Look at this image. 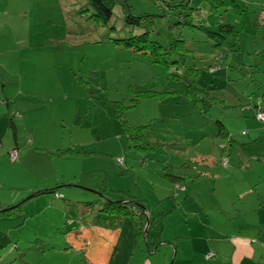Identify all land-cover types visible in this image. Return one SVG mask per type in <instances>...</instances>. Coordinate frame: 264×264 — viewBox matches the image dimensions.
I'll return each instance as SVG.
<instances>
[{
    "label": "rangeland",
    "instance_id": "rangeland-1",
    "mask_svg": "<svg viewBox=\"0 0 264 264\" xmlns=\"http://www.w3.org/2000/svg\"><path fill=\"white\" fill-rule=\"evenodd\" d=\"M112 1L104 25L83 12L86 0H0V206L23 202L20 214L0 216V232L13 242L0 264H97L99 250L109 260L111 232L101 229L84 232L87 261L64 248L63 228L80 226L83 206L51 195L23 201L62 180L86 200L96 195L84 189L111 196L119 188L141 194L148 214L166 212L159 249L137 241L128 264H264V160L225 154L217 126L240 143L264 132L256 119L264 112V0ZM124 6L152 16L151 41L166 48L183 40L189 53L165 68L116 43L139 34L125 26ZM187 67L201 71L194 88L206 91L196 106L185 96ZM144 90L170 94L142 100ZM147 123L164 146L135 151L124 126ZM24 149L21 164L12 154ZM59 150L83 159L50 154ZM201 156L208 163L193 173L185 163ZM170 166L185 177L181 186L164 178ZM199 172L208 174L189 177Z\"/></svg>",
    "mask_w": 264,
    "mask_h": 264
},
{
    "label": "trees",
    "instance_id": "trees-1",
    "mask_svg": "<svg viewBox=\"0 0 264 264\" xmlns=\"http://www.w3.org/2000/svg\"><path fill=\"white\" fill-rule=\"evenodd\" d=\"M235 3L236 2L233 0H228L227 2L217 0V4L221 6L225 4L236 6ZM113 7L114 3L112 0H86V3L83 7V12L92 11L94 13L92 17L95 18V20L99 23L106 25L112 19ZM123 10L125 26H127L128 28H137V31L139 32V34L131 35L130 37L118 39L115 41L125 49L131 50L132 52L136 53V55L146 56L153 64L161 65L165 68H168L169 65L177 63L178 61L176 59L180 57L183 58L187 53H189V50L187 49L183 40L176 39L171 45L166 48L162 47L158 42L151 41L148 35L151 27L154 26L152 16H135L129 6H124ZM189 15L191 16V14ZM184 20L181 23L186 24ZM201 29L204 28L201 27ZM220 29L221 31L229 34L233 32L232 27L228 25H221ZM217 46H220V44H218ZM186 70L187 76L190 78V80L186 88L185 96L189 98L190 102L192 103L191 105L196 106V104H198V99H201V92L206 94V91H201L197 88H194L201 71L195 67H187ZM212 70L215 71V69L209 68V71ZM167 94L170 93L144 90L139 93V97L142 100L150 98H158L160 100L164 99L161 96ZM133 103H138V101L136 100ZM259 113L263 112H258L256 114V119ZM260 123H264V121H260ZM10 125H12V123H10ZM217 126L218 137H220V139L225 143V145L221 147L222 151L225 154L232 155L233 153L240 152L238 153L239 155L241 154L249 160H264V132H260L256 138L251 139L248 142L240 143L235 141L231 137L227 129L220 122H217ZM150 127L151 126L149 123L142 126H124L125 132L127 134V140L131 144L130 148H133L135 151L142 152L147 148L153 149L154 147L164 146L161 140H151V138L148 136ZM50 154L53 156L65 158L73 156L74 152L72 150H59ZM79 155L80 157L83 156V152H77L74 156L79 157ZM123 163L124 162L119 165L121 166L123 165ZM199 163H202V161L200 160L198 162L194 160H188L185 164L186 167L188 166L193 171V173H195L200 166ZM200 176L201 174L199 173L189 175L191 179L198 178ZM164 178L174 186H178V184H181L185 180V177L183 175L173 173L171 171V166L166 168ZM73 187L75 188L76 186ZM60 188L62 187L59 186L55 188L36 190L35 192L31 193L26 200L23 201L28 202L29 200H32L39 196L51 195L53 198H56V200H67V202L71 204H80L84 207L83 210L81 208L79 209L78 221L80 222V226H78V228L71 226L68 228H63L65 231V238L62 242L65 246L64 248H66V245H68L67 248L69 253L73 251L78 255L83 254L82 257H84L86 255V251L88 250L87 252H89L91 248V244L89 242L87 244H84L87 242V237L84 233L85 229L90 232H95V228L98 229L97 231H99L100 229L102 231H119V236L112 248L108 264H128L138 244L137 241L140 240H144L145 244L147 245L148 252H155L159 249V246L162 243L160 240L162 229L159 228L158 222L166 216V212L158 210V212H154L147 217L144 214L143 209L145 210V208L140 202V197H133L126 190H111V194L115 196L114 198L94 197L91 200H86L87 195L83 191H81L82 193H79L76 197H72V199H69L64 195H61L62 191L58 190ZM21 204H23V202H20L13 207L7 206V208L4 209H1L0 206V216L10 217L20 214V212L22 211ZM158 205L159 204H157L156 206ZM90 213L94 214L95 216L93 217V219L86 221L84 217H86V215H89ZM147 219L148 226L145 232L144 230ZM72 221L73 218L71 217L68 225L72 224ZM75 241L79 243L78 247H75L73 244L69 243ZM12 244L13 242L10 237L7 234L0 232V259H2V257L4 256L2 252L9 248ZM94 254L95 251L91 253V255ZM101 254L102 252L99 250L98 256H101ZM84 259L86 260L85 257ZM4 263L8 262L6 261Z\"/></svg>",
    "mask_w": 264,
    "mask_h": 264
},
{
    "label": "crops",
    "instance_id": "crops-1",
    "mask_svg": "<svg viewBox=\"0 0 264 264\" xmlns=\"http://www.w3.org/2000/svg\"><path fill=\"white\" fill-rule=\"evenodd\" d=\"M264 113V112H263ZM25 151H26V149H24L23 151H22V153H19L18 151H17V154H18V157H19V160H20V162L19 163H21L22 164V162H23V159H24V157L26 156V153H25ZM71 158H74V159H78V160H82L83 158H81V157H71ZM62 159H67V158H63L62 157ZM199 159H203V160H201L202 161V165H204V164H207L208 163V161L206 162V158H203V156H201V157H199ZM49 160H55V159H51V158H49ZM57 160H60V158H58ZM118 162V161H117ZM227 163V160H224V162H223V164L224 165H227L226 164ZM119 164V163H118ZM224 168H227V166L226 167H224ZM199 174H201V176L200 177H198V178H193V180H198V179H200L201 177H204V176H206L208 173L207 172H199ZM48 185H49V183H48ZM43 186L42 187V189L41 190H43V189H46V188H50V186ZM179 186H181V184H178ZM62 187L63 189H65V190H70V192L68 193V194H70V196H68L67 197V194L65 193V194H61L62 196L64 195L65 197H67V198H69V199H72V197L74 198V197H76L79 193H77L78 191H81L82 189H80V188H78V187H73V186H75V185H73V182H69V181H64V180H62L61 182H58V183H56V187ZM72 186V187H71ZM52 187V186H51ZM37 188V187H36ZM92 189H94V190H96V191H98V192H100L102 195H104L105 196V198L106 197H110V198H114L115 196H113L112 194H111V196H106L105 194H104V192H103V190H102V188L100 187V188H92ZM76 190H78V191H76ZM116 190H120L119 188L118 189H116ZM83 191V190H82ZM112 191H115V190H112ZM62 193V192H61ZM129 193V192H128ZM130 194V193H129ZM44 196H48V195H44ZM132 196V195H131ZM96 197V196H95ZM134 197V196H133ZM138 197H140V202H141V199H142V195L140 194V196H138ZM40 199V197H37V198H34V199H32V201L33 202H35V201H37V200H39ZM141 204H143L142 202H141ZM144 211V214L146 215V216H149L150 214H148L147 212H145V210H143ZM152 213H154V212H152ZM151 213V214H152ZM145 227H146V225H145ZM86 230V229H85ZM95 230L97 231L98 229H96L95 228ZM145 231V230H144ZM107 232H111V234H110V236H108V240H109V247L110 248H112V245H115V243H116V241H117V239H118V236H119V232L117 231V230H114V231H102L101 230V233H103V234H105V235H107ZM146 232V231H145ZM240 240H243L244 242H246L247 243V245L248 246H250V244L251 243H249L250 241H247V239H240ZM252 241V240H251ZM67 242V241H66ZM263 243V241L262 242H260V244H262ZM72 244L75 246V247H78L79 246V243H77L76 241L75 242H72ZM252 244H255V243H253L252 242ZM72 245V246H73ZM93 251L94 250H92V252L91 253H93ZM108 256V255H107ZM106 256V257H107ZM101 256H98V258L96 259L97 260V264H108V261H106V262H102V260H99V258H100ZM219 257V256H218ZM250 260H252V256H251V258H250Z\"/></svg>",
    "mask_w": 264,
    "mask_h": 264
},
{
    "label": "built area",
    "instance_id": "built-area-1",
    "mask_svg": "<svg viewBox=\"0 0 264 264\" xmlns=\"http://www.w3.org/2000/svg\"><path fill=\"white\" fill-rule=\"evenodd\" d=\"M212 71H214V70H212ZM257 119L259 120V121H264V113H259L258 115H257ZM15 155H16V153H13L12 154V156H14L15 157ZM118 161V163L119 164H121L122 162H123V160L122 159H118L117 160Z\"/></svg>",
    "mask_w": 264,
    "mask_h": 264
},
{
    "label": "water",
    "instance_id": "water-1",
    "mask_svg": "<svg viewBox=\"0 0 264 264\" xmlns=\"http://www.w3.org/2000/svg\"><path fill=\"white\" fill-rule=\"evenodd\" d=\"M84 190L87 191V192H91V193L95 194L96 196H98V197H100V198H105V196L102 195L100 192H97V191L95 192V191L88 190V189H84ZM143 210H144V209H143ZM147 217H148V216H147ZM147 226H148V219H147V222H146L145 231H146Z\"/></svg>",
    "mask_w": 264,
    "mask_h": 264
}]
</instances>
